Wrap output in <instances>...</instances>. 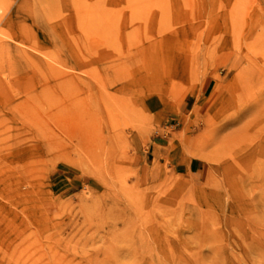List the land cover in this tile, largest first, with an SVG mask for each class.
Wrapping results in <instances>:
<instances>
[{"label":"rangeland","instance_id":"rangeland-1","mask_svg":"<svg viewBox=\"0 0 264 264\" xmlns=\"http://www.w3.org/2000/svg\"><path fill=\"white\" fill-rule=\"evenodd\" d=\"M40 1L0 0V37L36 59L0 49V264H151L150 253L161 264H264V162L237 181L232 209L207 158L208 127L239 67L225 54L247 49L264 78V0ZM232 16L241 36L220 41L190 78H165L113 114L100 105L89 122L99 76L80 58L100 67L106 47L123 43L110 39L119 25L159 24L180 38L182 23L207 30ZM7 20L34 29L39 50L1 34ZM174 142L183 150L172 159Z\"/></svg>","mask_w":264,"mask_h":264},{"label":"bare ground","instance_id":"bare-ground-1","mask_svg":"<svg viewBox=\"0 0 264 264\" xmlns=\"http://www.w3.org/2000/svg\"><path fill=\"white\" fill-rule=\"evenodd\" d=\"M23 2L29 5L31 2L42 1L23 0ZM3 11V5L0 2V19ZM157 25L153 33L149 31V28L144 30L141 25H128V23L119 25L110 39H119L123 43L118 47L111 45L106 47L107 58L101 66L99 65L100 67H92L94 62L89 57L80 58V61H84L93 74L97 72L99 76L97 84L93 85L95 108L89 114L90 123L93 124L96 120L93 114L99 110L100 105L104 104L102 107L105 112L113 114L121 107L124 109L128 98L148 95L150 97L159 89L165 78H175L179 75L180 80L190 78L193 69L199 68L220 41L239 38L243 26L242 22L234 16L224 21L210 23L207 30L204 25L190 21L182 23L180 38L177 34L169 38L165 35L162 26ZM205 30L206 34H204ZM1 34L39 50L37 32L30 27L20 28L13 21L7 20ZM135 35L138 36L134 39ZM107 40L109 39H106V42ZM0 49L23 59L36 60L26 50L1 37ZM236 49L237 51H228L225 55L226 58L231 59L229 64H232V67L239 66L238 70L234 79L226 86L227 98L221 104L215 120L207 130V143L210 147L207 158L219 168L222 180L230 189L234 200L231 204L232 209L235 205H240L237 203L239 201L237 181L244 177L245 171L255 170L259 168L262 161L264 162V78L258 77L259 71L255 65V59L248 50L239 46ZM237 54L238 57H236ZM69 56L74 64L73 61H77L75 59L78 57ZM64 76L66 80L71 78L66 74ZM74 82L80 84L78 80ZM54 119L61 123L65 122L67 117L57 114ZM81 123L82 121L78 120V124L81 125ZM81 127H84V123ZM85 140L86 134L82 133L77 145H83ZM197 146V143H193L185 149V152L193 155ZM165 193L166 191L162 196ZM169 195L173 196L167 193L166 197L169 198ZM155 256L150 253L151 264H161L162 262ZM166 259L172 264H180V258H175L174 255H167ZM191 261L184 262L197 263L194 262L195 260H193L194 263Z\"/></svg>","mask_w":264,"mask_h":264},{"label":"crops","instance_id":"crops-1","mask_svg":"<svg viewBox=\"0 0 264 264\" xmlns=\"http://www.w3.org/2000/svg\"><path fill=\"white\" fill-rule=\"evenodd\" d=\"M184 132H186L187 131V125L185 124V126L183 127V129H182ZM172 148H171V152H170V157L173 159V158H176V153H179V151H182L183 150V148H182V145H181V143H179V142H174V143H172ZM193 165V166H192ZM191 167H192V169H199V163L198 162H196V163H192L191 162ZM190 167V168H191Z\"/></svg>","mask_w":264,"mask_h":264}]
</instances>
